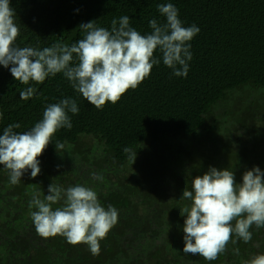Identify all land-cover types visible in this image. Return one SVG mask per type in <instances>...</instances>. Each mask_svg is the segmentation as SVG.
<instances>
[{
	"label": "trees",
	"instance_id": "trees-1",
	"mask_svg": "<svg viewBox=\"0 0 264 264\" xmlns=\"http://www.w3.org/2000/svg\"><path fill=\"white\" fill-rule=\"evenodd\" d=\"M10 3L20 28L18 47L70 46L85 35L80 24L94 21L110 30L111 21L123 15L130 17L131 27L149 34L150 20L166 21L157 7L162 3L174 4L183 25L195 24L200 31L189 42L192 59L186 77L174 75L157 50L161 62L150 75L102 110L62 73L25 85L12 76V65H0V134L11 123L21 125L15 131L29 130L48 104L64 98L76 100L79 108L78 114L68 113L72 128L59 129L38 157L36 177L29 169L13 185L0 164V264H243L264 253V228L254 225L249 242L233 236L236 243H229L214 261L184 253L186 216L180 209L190 203L181 198L185 187L190 189L191 180L210 167L229 168L237 182L254 166L264 171V0ZM27 87L36 92L22 100L20 91ZM227 99H233L231 106L216 115L215 107ZM57 141L64 145L59 151ZM125 147L136 154L135 161ZM94 173L102 179H94ZM52 183L65 189L91 187L102 206L118 210V223L100 241L99 255H92L86 244L37 234L30 201L36 192L43 199Z\"/></svg>",
	"mask_w": 264,
	"mask_h": 264
},
{
	"label": "clouds",
	"instance_id": "clouds-1",
	"mask_svg": "<svg viewBox=\"0 0 264 264\" xmlns=\"http://www.w3.org/2000/svg\"><path fill=\"white\" fill-rule=\"evenodd\" d=\"M158 11L166 18L164 23L149 21L152 31L141 34L130 26V17L123 15L111 21V29L97 26L94 21L79 27L85 35L72 43L56 42L50 47H18L15 45L20 28L15 23V10L10 0H0V65H12V76L22 84L30 81L43 83L49 76L62 73L72 87L88 103L102 110L107 102L117 103L129 90L137 88L148 77L154 65L161 60L176 76L186 77L188 61L192 59L190 41L200 31L195 24L184 26L179 10L172 3H162ZM76 63H73V61ZM36 89L27 87L20 91V99L28 100ZM78 114L77 102L71 98L51 103L43 111L42 119L29 130L18 132L19 123L8 124L0 134V164L9 171L10 182L17 185L21 177L31 169L34 178L40 172L42 155L52 137L61 128H72L68 115ZM3 113L0 112V119ZM59 151L64 145L55 144ZM129 159L136 154L125 147ZM94 179H102L93 174ZM182 199L190 203L181 209L184 220V248L186 254L198 255L206 261H214L229 243L238 240L245 243L252 239L253 225L264 228V171L258 166L243 173L237 182L229 168L210 167L203 175H197L183 190ZM63 201L61 206L53 205ZM35 230L42 238L62 236L72 245L86 244L92 255L100 254V241L118 223V210L102 206L91 187L77 184L66 189L52 183L43 199L33 193L29 207ZM239 254V249H233ZM243 264H264V253L257 254Z\"/></svg>",
	"mask_w": 264,
	"mask_h": 264
},
{
	"label": "rangeland",
	"instance_id": "rangeland-1",
	"mask_svg": "<svg viewBox=\"0 0 264 264\" xmlns=\"http://www.w3.org/2000/svg\"><path fill=\"white\" fill-rule=\"evenodd\" d=\"M231 94V93H230ZM236 94H238V96L236 95L237 98H239V95H241L240 92H236ZM248 95V94H247ZM242 96H246V93H243ZM247 97V96H246ZM241 98V97H240ZM233 100V99H232ZM232 100L231 99H227L224 101L219 102V104L215 107L214 112L216 115H218L222 109L225 108H229L232 104ZM247 101V100H246ZM233 105H235V103H233ZM234 109V108H233ZM222 115V113L220 114V116Z\"/></svg>",
	"mask_w": 264,
	"mask_h": 264
}]
</instances>
